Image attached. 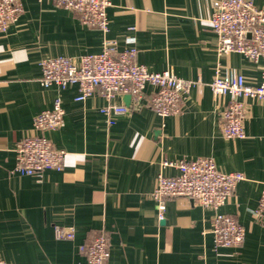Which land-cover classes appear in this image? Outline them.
<instances>
[{"label":"crops","instance_id":"crops-1","mask_svg":"<svg viewBox=\"0 0 264 264\" xmlns=\"http://www.w3.org/2000/svg\"><path fill=\"white\" fill-rule=\"evenodd\" d=\"M216 1L111 0L107 33L52 0L23 1V14L0 34V253L7 263L79 264L86 260L80 246L103 231L107 264H264V225L255 215L264 186V102L247 99L246 136L227 139L220 113L229 98L215 99L210 87L217 71L261 83L264 59L219 53V37L207 21ZM254 3L264 7V0ZM107 38L117 51L135 47L136 60L151 71L170 69L194 81L182 112L161 117L152 110L151 85L130 113L107 115L99 92L76 101V85L41 84L43 58L78 59L102 50ZM57 96L65 124L44 134L66 151L63 169L41 177L13 173L17 143L34 132V118ZM203 156L221 171L245 175L218 210L244 227L239 247H217L216 211L191 199L168 198L158 219L152 196L158 174L178 173L162 163ZM57 224L71 225L75 238L58 239Z\"/></svg>","mask_w":264,"mask_h":264},{"label":"built area","instance_id":"built-area-1","mask_svg":"<svg viewBox=\"0 0 264 264\" xmlns=\"http://www.w3.org/2000/svg\"><path fill=\"white\" fill-rule=\"evenodd\" d=\"M24 0H0V34L18 21L24 12ZM42 1V0H39ZM58 7L73 11L79 20L104 33L109 31L107 9L111 0H52ZM207 21L219 37V53L238 52L251 60L264 59V7L254 0H217ZM137 49L117 51L116 42L105 39L102 50L87 53L75 59L59 55L45 57L41 61L44 87L53 85L64 89L78 87L76 101H83L99 92L108 101L102 112L128 114L143 101L147 86L154 90L147 105L161 117L182 112V106L194 81L177 77L172 70L151 71L136 60ZM215 99L228 97L220 116L222 133L227 139L244 138L245 121L248 117L247 99L264 102V81L250 83L242 74L223 75L217 71L210 83ZM131 95L129 104H115L116 95ZM62 98L54 99L53 107L36 115L34 132L25 135L16 146V164L13 173L41 177L48 169L62 170L66 151L56 148L44 134L47 130L61 128L65 124ZM112 120H109L111 122ZM174 165L176 175L159 173L152 196L157 205L159 220L164 219L166 201L170 197H184L205 209L216 211L214 215V239L217 247H239L245 240V229L232 215L218 212L233 194L237 184L245 179L240 171L225 172L218 169L212 157L203 156L176 163L164 161L162 167ZM255 215L264 225V186ZM58 239L73 240L71 225H55ZM86 254L85 262L79 264H107L110 257L108 239L103 231L94 234L91 242L81 245ZM0 264L7 263L0 253Z\"/></svg>","mask_w":264,"mask_h":264},{"label":"water","instance_id":"water-1","mask_svg":"<svg viewBox=\"0 0 264 264\" xmlns=\"http://www.w3.org/2000/svg\"><path fill=\"white\" fill-rule=\"evenodd\" d=\"M126 99H127V100L131 99V95H129V94L126 95Z\"/></svg>","mask_w":264,"mask_h":264}]
</instances>
